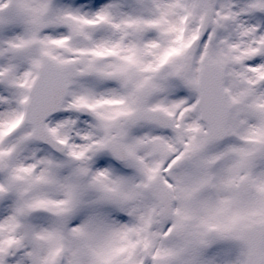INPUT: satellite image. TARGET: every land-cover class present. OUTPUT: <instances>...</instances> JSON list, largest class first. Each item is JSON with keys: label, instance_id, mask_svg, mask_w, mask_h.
<instances>
[{"label": "snow or ice", "instance_id": "1", "mask_svg": "<svg viewBox=\"0 0 264 264\" xmlns=\"http://www.w3.org/2000/svg\"><path fill=\"white\" fill-rule=\"evenodd\" d=\"M0 264H264V0H0Z\"/></svg>", "mask_w": 264, "mask_h": 264}]
</instances>
